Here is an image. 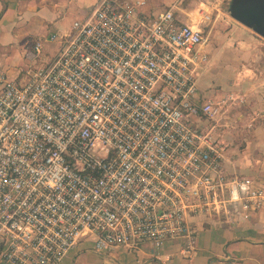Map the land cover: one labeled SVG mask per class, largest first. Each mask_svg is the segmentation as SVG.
<instances>
[{
	"label": "built area",
	"instance_id": "1",
	"mask_svg": "<svg viewBox=\"0 0 264 264\" xmlns=\"http://www.w3.org/2000/svg\"><path fill=\"white\" fill-rule=\"evenodd\" d=\"M171 0L157 14L100 0L52 62L24 82L0 74V264H60L84 238L108 253L186 240L187 218L264 189L217 176L223 149L203 129L202 30ZM226 201V203H225Z\"/></svg>",
	"mask_w": 264,
	"mask_h": 264
},
{
	"label": "crops",
	"instance_id": "2",
	"mask_svg": "<svg viewBox=\"0 0 264 264\" xmlns=\"http://www.w3.org/2000/svg\"><path fill=\"white\" fill-rule=\"evenodd\" d=\"M99 1L0 0V74L21 83L28 79L27 73L48 66L58 54L61 40L71 25L86 19ZM112 1L131 7L144 2L140 9L149 14L163 12L171 4V0ZM176 12L192 15L189 10L181 9V5ZM176 18L189 25V21ZM203 37L206 41L201 55L205 62L197 77V94L203 102L212 104L216 110L215 119L219 115V103L211 102L203 87V78L211 62L208 39ZM49 44H55L56 51L47 59L42 52ZM214 70L219 73L217 66ZM232 70L226 75H216L215 81L219 83L225 77L232 82L229 87L225 85L226 89L222 88L223 92L213 90L211 97L218 99L228 91L244 94L242 106L232 110L234 118L230 127L242 128V133L229 131L220 136L219 141L216 135L214 141L223 149L217 176L224 182L248 180L254 189H264V73L250 71L244 75L234 67ZM239 76H244L240 78L241 86L237 82ZM186 222L191 232L189 256L184 253L188 248L181 237L165 242L160 250L162 259L156 258L159 251L147 242H139L131 249L116 248L98 253L93 249L94 239L88 237L81 239L60 264H264V210L244 211L238 203L224 204L218 212L188 217Z\"/></svg>",
	"mask_w": 264,
	"mask_h": 264
},
{
	"label": "rangeland",
	"instance_id": "3",
	"mask_svg": "<svg viewBox=\"0 0 264 264\" xmlns=\"http://www.w3.org/2000/svg\"><path fill=\"white\" fill-rule=\"evenodd\" d=\"M230 1L187 0L181 5V9L189 10L192 15L186 16L183 12H176L175 14L182 21H189L190 26L200 28L203 35L208 39L207 51L210 53L211 62L203 78V87L207 89L205 92L207 98L211 102L219 103V115L215 119L202 117L201 122L205 124H203V129L212 140H216V135H219L218 141L220 136L229 131L241 135L242 128L230 127L234 118V116L232 117V110L242 106L241 100L244 94L228 91L224 92V96L220 94L219 97H221L218 99L211 97L213 90L222 91V88L226 89L225 85L229 87L232 82L225 77L219 83V81H215L216 75H226L233 67L235 70L237 69V72L244 75H248L250 71L264 73V39L230 17L228 13ZM55 51L56 45L49 44L43 49L42 55L44 58L50 59ZM215 53H217V57L214 55ZM214 59L217 62L214 61L213 63ZM216 66L219 73L213 72ZM243 77L239 76L238 78L237 82L240 83V86L242 84L240 78ZM217 84L222 86L217 87Z\"/></svg>",
	"mask_w": 264,
	"mask_h": 264
},
{
	"label": "water",
	"instance_id": "4",
	"mask_svg": "<svg viewBox=\"0 0 264 264\" xmlns=\"http://www.w3.org/2000/svg\"><path fill=\"white\" fill-rule=\"evenodd\" d=\"M230 17L264 39V0H231Z\"/></svg>",
	"mask_w": 264,
	"mask_h": 264
}]
</instances>
